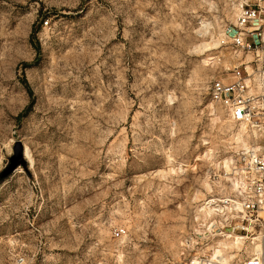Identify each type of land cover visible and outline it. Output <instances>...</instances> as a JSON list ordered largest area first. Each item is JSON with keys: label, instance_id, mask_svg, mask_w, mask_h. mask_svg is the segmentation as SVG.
I'll use <instances>...</instances> for the list:
<instances>
[{"label": "rangeland", "instance_id": "1", "mask_svg": "<svg viewBox=\"0 0 264 264\" xmlns=\"http://www.w3.org/2000/svg\"><path fill=\"white\" fill-rule=\"evenodd\" d=\"M233 6L0 0V171L16 142L27 160L0 178V264L190 258L243 146L208 90L237 62L210 44Z\"/></svg>", "mask_w": 264, "mask_h": 264}, {"label": "built area", "instance_id": "2", "mask_svg": "<svg viewBox=\"0 0 264 264\" xmlns=\"http://www.w3.org/2000/svg\"><path fill=\"white\" fill-rule=\"evenodd\" d=\"M232 2L235 12L222 29L221 44L238 56L237 62L215 76L208 90L228 120L243 124L253 141L233 152L224 173L233 191L205 201L211 202L212 212L201 227L209 235L196 236L197 250L179 264H264L263 252L251 249L255 243L264 245V0ZM232 235L240 237L235 248L227 249L234 261L222 263L226 253L219 242Z\"/></svg>", "mask_w": 264, "mask_h": 264}, {"label": "bare ground", "instance_id": "3", "mask_svg": "<svg viewBox=\"0 0 264 264\" xmlns=\"http://www.w3.org/2000/svg\"><path fill=\"white\" fill-rule=\"evenodd\" d=\"M234 8H235V6H233ZM234 9H233V15H234ZM222 39H223V33H222V29L220 30V32H218V34L216 33L215 35H213L212 37H211V40H210V44L211 45H214V46H217V47H220V45H221V42H222ZM234 55V54H233ZM240 129H238V132L236 133V140L237 141H239L240 142V144L241 145H243V146H246L247 145V142H246V137H243V135H242V132H244V125L243 124H240ZM248 138V137H247ZM238 142V143H239ZM230 162H231V156H226L225 158H223V162H222V164L224 165V168L228 171L229 169H230V167H229V164H230ZM209 203H211V202H205L204 204V209H203V216L206 218L207 216H210L211 215V212H212V208H211V206H209L210 204ZM235 206L236 207H238V204H235ZM208 218V217H207ZM210 218V217H209ZM227 237H230L229 239H226ZM239 236H237V235H232V236H226L225 238H224V240H221L220 241V244L222 245V247L224 248V249H222V247H220L221 248V250L223 251V252H226L227 251V249L228 248H230L231 247V245H232V247L234 246V245H237V243H238V241H239ZM226 249V250H225ZM251 249L253 250V251H257V250H261V252H263V254H264V248H262V243L261 244H259V243H255L252 247H251ZM223 260V259H222ZM264 262V261H263Z\"/></svg>", "mask_w": 264, "mask_h": 264}, {"label": "water", "instance_id": "4", "mask_svg": "<svg viewBox=\"0 0 264 264\" xmlns=\"http://www.w3.org/2000/svg\"><path fill=\"white\" fill-rule=\"evenodd\" d=\"M24 147L20 142H16L13 147V155L9 158V163L0 171V178L9 175L18 165L27 168V160L24 155Z\"/></svg>", "mask_w": 264, "mask_h": 264}]
</instances>
